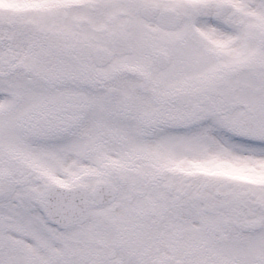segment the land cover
<instances>
[{"label":"snow or ice","instance_id":"6c2138e0","mask_svg":"<svg viewBox=\"0 0 264 264\" xmlns=\"http://www.w3.org/2000/svg\"><path fill=\"white\" fill-rule=\"evenodd\" d=\"M0 264H264V0H0Z\"/></svg>","mask_w":264,"mask_h":264}]
</instances>
